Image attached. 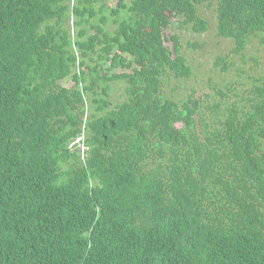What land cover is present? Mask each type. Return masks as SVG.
Masks as SVG:
<instances>
[{"label":"trees","instance_id":"16d2710c","mask_svg":"<svg viewBox=\"0 0 264 264\" xmlns=\"http://www.w3.org/2000/svg\"><path fill=\"white\" fill-rule=\"evenodd\" d=\"M210 10L264 47V0H0V264H264V76L241 106L163 91Z\"/></svg>","mask_w":264,"mask_h":264},{"label":"rangeland","instance_id":"374dc122","mask_svg":"<svg viewBox=\"0 0 264 264\" xmlns=\"http://www.w3.org/2000/svg\"><path fill=\"white\" fill-rule=\"evenodd\" d=\"M109 5L115 6L118 0H107ZM93 5L99 7L97 2ZM205 19L209 22L208 31L202 34L191 32L188 28L176 29L179 36L182 53L192 68V74L189 79L177 80L174 77L166 78L163 91L168 96L177 100L186 101L189 94L195 93V98H201L204 102H219L217 91L222 90L226 93V102L230 105L235 102L242 105V96L252 88L251 78L264 76V47L257 41H252L247 45L246 50L241 55L232 53L233 42L217 36V27L215 13L213 10L204 12ZM108 29L112 27L108 26ZM167 35L171 31L166 32ZM169 47L171 44L167 42ZM195 45V46H191ZM225 58L229 63V69L222 70V67H216L217 59ZM256 58V62L253 60ZM242 69L247 75H243ZM116 73H120L117 70ZM67 88H74L72 80L68 79L62 82ZM126 84L124 82H115L111 84L110 101L117 105L126 98ZM82 136L75 140L73 147L80 148L83 153L86 148L81 143Z\"/></svg>","mask_w":264,"mask_h":264}]
</instances>
